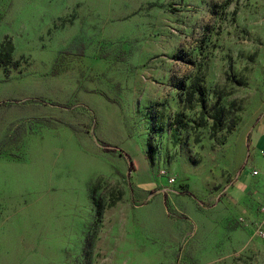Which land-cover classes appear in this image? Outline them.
Here are the masks:
<instances>
[{
  "label": "rangeland",
  "instance_id": "374dc122",
  "mask_svg": "<svg viewBox=\"0 0 264 264\" xmlns=\"http://www.w3.org/2000/svg\"><path fill=\"white\" fill-rule=\"evenodd\" d=\"M263 208L264 0H0V264H264Z\"/></svg>",
  "mask_w": 264,
  "mask_h": 264
},
{
  "label": "built area",
  "instance_id": "2783aa9c",
  "mask_svg": "<svg viewBox=\"0 0 264 264\" xmlns=\"http://www.w3.org/2000/svg\"><path fill=\"white\" fill-rule=\"evenodd\" d=\"M252 174L255 176V175H258V172L257 171H253ZM172 182H175L174 180H172ZM263 212H264V208L262 209Z\"/></svg>",
  "mask_w": 264,
  "mask_h": 264
}]
</instances>
